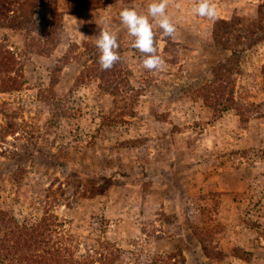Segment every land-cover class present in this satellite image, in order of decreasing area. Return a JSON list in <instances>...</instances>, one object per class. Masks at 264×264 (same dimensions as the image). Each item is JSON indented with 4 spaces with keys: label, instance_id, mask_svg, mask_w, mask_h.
<instances>
[{
    "label": "rangeland",
    "instance_id": "1",
    "mask_svg": "<svg viewBox=\"0 0 264 264\" xmlns=\"http://www.w3.org/2000/svg\"><path fill=\"white\" fill-rule=\"evenodd\" d=\"M210 2L215 19L196 14L198 0H166L172 36L150 17L158 70L143 66L119 16L146 14L150 0L77 12L50 0L28 30L0 28L20 56L18 85L0 91V218L52 217L53 235L82 252L119 247L109 264L164 253L264 264V0ZM239 20L244 30L224 32ZM105 27L121 57L110 69L95 45ZM39 36L54 42L33 49ZM228 59L227 77L215 76ZM208 87L232 91L226 110L204 100Z\"/></svg>",
    "mask_w": 264,
    "mask_h": 264
},
{
    "label": "trees",
    "instance_id": "2",
    "mask_svg": "<svg viewBox=\"0 0 264 264\" xmlns=\"http://www.w3.org/2000/svg\"><path fill=\"white\" fill-rule=\"evenodd\" d=\"M48 1L50 0H0V28H24L28 30L27 28H30V23L33 21L35 7ZM64 1L71 11L77 12L81 9L97 7L112 0ZM220 22L226 23L224 20ZM236 23H238L236 28L225 26L223 28L224 32L230 33V31L237 29L244 30L245 26L240 24L241 20ZM250 27L247 26V29ZM39 37L31 38L32 42L29 44L38 51H44L46 47H50L54 42L53 37L45 38V40L41 36ZM3 39L6 38L0 40V91H7L18 85L17 74L19 73L20 56L17 51L9 48L8 44L6 45L3 42ZM236 40L238 41V39ZM229 49L233 55L238 52L235 47ZM230 63L236 64L237 61L228 59L226 62L214 67V72L217 70L220 72L214 73L215 76L223 75L227 77L230 72L228 67ZM221 69H223V72H221ZM230 94H232V91H227V95L230 96ZM204 95V100L212 105H222L220 112L227 109L224 102L230 98L224 96L223 89L218 90L216 87H208ZM57 228L58 223L52 217L44 218L39 222H29L25 225L15 223L11 216H6L4 220L0 218V264H109L112 257H118L122 251L112 244V248L89 246L87 250L85 249L82 252L78 242L73 239L74 236L73 238L71 236H54L53 234H58ZM141 263L178 264L174 253L153 254Z\"/></svg>",
    "mask_w": 264,
    "mask_h": 264
},
{
    "label": "clouds",
    "instance_id": "3",
    "mask_svg": "<svg viewBox=\"0 0 264 264\" xmlns=\"http://www.w3.org/2000/svg\"><path fill=\"white\" fill-rule=\"evenodd\" d=\"M196 14L209 19L216 18V9L210 0H198ZM120 21L126 26L129 34L134 37L132 47L138 49L144 55L142 64L149 70H158L163 67L164 59L158 54L155 47L154 31L150 17L157 21L163 30L164 36H172L176 26L166 12V0H150L148 12L140 13L134 7H124L121 9ZM95 45L99 51L98 61L102 69H110L118 62L119 43L117 33L108 27L102 28L95 39Z\"/></svg>",
    "mask_w": 264,
    "mask_h": 264
}]
</instances>
